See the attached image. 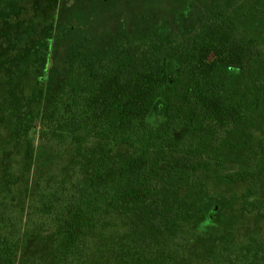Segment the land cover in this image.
Segmentation results:
<instances>
[{"label": "trees", "instance_id": "1", "mask_svg": "<svg viewBox=\"0 0 264 264\" xmlns=\"http://www.w3.org/2000/svg\"><path fill=\"white\" fill-rule=\"evenodd\" d=\"M202 4L206 8L193 32L122 33L112 46L70 49L59 90H49L45 98L40 133L45 145L70 156L71 171L48 183L33 207L54 240L53 264H74L75 251L81 261L89 235L100 239L121 229L130 215L142 219L145 211H156L157 220L141 230L165 234L166 228L159 229L166 226L159 224L166 220L160 209L170 186L200 178L235 127L252 124L261 110L260 39L226 15L223 5ZM170 61L176 62L173 79ZM161 97H166L160 100L166 124L153 130L147 118ZM198 214L183 210L179 219L191 222ZM23 222L22 215L0 206V264H17L28 238ZM131 243L120 241L114 264H138L141 249ZM166 252L159 250L162 263Z\"/></svg>", "mask_w": 264, "mask_h": 264}, {"label": "rangeland", "instance_id": "2", "mask_svg": "<svg viewBox=\"0 0 264 264\" xmlns=\"http://www.w3.org/2000/svg\"><path fill=\"white\" fill-rule=\"evenodd\" d=\"M205 2L0 0V206L24 219L28 238L17 264H53L54 240L42 229L33 207L48 183L64 180L71 171L70 156L45 145L40 133L45 98L49 90L53 94L59 90L70 49L112 46L122 33L193 32ZM208 2L223 5L226 15L257 36L264 50V0ZM193 4L197 7L190 10ZM175 68L176 62L170 61L172 79ZM164 98H158L148 115L153 130L166 124L160 101ZM262 104L253 123L238 126L231 135L216 156L218 162L211 157V167L200 178H184L170 186L160 209L166 220L159 224L166 226L159 229L166 228L165 234L151 235L152 227L141 230L157 220L152 214L156 211L142 209L139 213L146 214L142 219L130 215L121 229L113 230L112 224L113 231L100 239L89 235L84 258L80 261L75 251L74 264H114L113 254L122 239L139 244L138 264H264V99ZM118 150L129 157L126 148ZM183 210L198 211L197 219H179ZM160 249L167 250V263L158 260Z\"/></svg>", "mask_w": 264, "mask_h": 264}, {"label": "flooded vegetation", "instance_id": "3", "mask_svg": "<svg viewBox=\"0 0 264 264\" xmlns=\"http://www.w3.org/2000/svg\"><path fill=\"white\" fill-rule=\"evenodd\" d=\"M236 130H238V126L235 127L234 132L232 133V135L235 133ZM229 143H230V142H227L225 145H227V144H229ZM225 145H224V146H225ZM236 255H237V254H232V253L229 254V256H236ZM169 262H170V261H169Z\"/></svg>", "mask_w": 264, "mask_h": 264}]
</instances>
